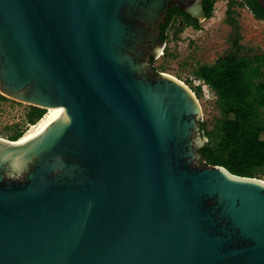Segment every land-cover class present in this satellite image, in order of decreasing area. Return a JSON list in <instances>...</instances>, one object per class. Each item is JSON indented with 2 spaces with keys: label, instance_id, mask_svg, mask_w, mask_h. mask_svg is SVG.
Returning a JSON list of instances; mask_svg holds the SVG:
<instances>
[{
  "label": "water",
  "instance_id": "95a60500",
  "mask_svg": "<svg viewBox=\"0 0 264 264\" xmlns=\"http://www.w3.org/2000/svg\"><path fill=\"white\" fill-rule=\"evenodd\" d=\"M171 6L206 18L201 0H0V93L59 108L0 137V264H264V181L200 162L195 93L150 63Z\"/></svg>",
  "mask_w": 264,
  "mask_h": 264
},
{
  "label": "trees",
  "instance_id": "16d2710c",
  "mask_svg": "<svg viewBox=\"0 0 264 264\" xmlns=\"http://www.w3.org/2000/svg\"><path fill=\"white\" fill-rule=\"evenodd\" d=\"M204 1L205 17L209 18L214 0ZM244 3L256 18L264 19L258 8L250 6L248 0ZM175 13L185 16L180 11L172 12V7L169 9L166 21L159 26L163 42H166L165 29ZM183 21L197 25V20L188 15ZM154 61L150 58L152 68L159 73ZM196 76L215 92L222 115L209 130L200 122V130L207 138L199 149L200 162L222 166L235 175L253 177L252 170L264 167V54L245 55L238 47L212 64L198 66ZM44 112L43 108L30 106L26 121L34 124ZM21 135L22 132H15L8 139L16 140Z\"/></svg>",
  "mask_w": 264,
  "mask_h": 264
},
{
  "label": "rangeland",
  "instance_id": "374dc122",
  "mask_svg": "<svg viewBox=\"0 0 264 264\" xmlns=\"http://www.w3.org/2000/svg\"><path fill=\"white\" fill-rule=\"evenodd\" d=\"M165 40L166 53L153 64L195 93L205 130H209L222 115L215 92L196 76V70L238 47L245 55L264 54V19L256 18L244 0H214L211 16L196 26L171 18ZM30 106L0 93V137L8 139L15 132L23 135L31 128L25 117ZM252 176L264 181V167L252 170Z\"/></svg>",
  "mask_w": 264,
  "mask_h": 264
},
{
  "label": "bare ground",
  "instance_id": "6f19581e",
  "mask_svg": "<svg viewBox=\"0 0 264 264\" xmlns=\"http://www.w3.org/2000/svg\"><path fill=\"white\" fill-rule=\"evenodd\" d=\"M166 74V73H165ZM169 75V74H167ZM172 76V75H170ZM174 77V76H172ZM175 78V77H174ZM197 98V97H196ZM198 101V99H197ZM198 104H199V107H200V111H201V106H200V103L198 101ZM59 108H48L46 109V112L34 123V124H31V128L25 132L23 135H21L19 138H17L16 142H20L21 140H23L24 138L28 137L29 135H31L32 133H34L36 131V129L40 126V124L46 119L48 118L51 114H53L55 111H57ZM202 114V112H201ZM9 140V139H8ZM15 142V143H16Z\"/></svg>",
  "mask_w": 264,
  "mask_h": 264
},
{
  "label": "flooded vegetation",
  "instance_id": "af4514ba",
  "mask_svg": "<svg viewBox=\"0 0 264 264\" xmlns=\"http://www.w3.org/2000/svg\"><path fill=\"white\" fill-rule=\"evenodd\" d=\"M249 1V3H250V6L252 5L253 7L255 6L256 8H258L259 9V11L261 12V13H264V7H262L259 3H258V1L257 0H248ZM205 3V1L204 0H201V7H202V9H203V11H204V13H205V10H204V8H203V4ZM248 6V5H247ZM172 7V12H178V11H180V12H183L182 10H180V9H178L177 7H175V6H171ZM170 7V8H171ZM169 8V9H170ZM175 8L177 9L176 11H174L175 10ZM250 10H251V8L250 7H248ZM169 9H168V11H169ZM167 11V12H168ZM167 12H166V18H167ZM184 14H185V16L186 15H188L189 17H191L189 14H186L185 12H183ZM185 16H183V15H177V13H175V14H173V15H171V18H173V17H177V18H181L182 20H184V18H185ZM191 18H193V17H191ZM194 19V18H193ZM196 20V19H195Z\"/></svg>",
  "mask_w": 264,
  "mask_h": 264
},
{
  "label": "built area",
  "instance_id": "2783aa9c",
  "mask_svg": "<svg viewBox=\"0 0 264 264\" xmlns=\"http://www.w3.org/2000/svg\"><path fill=\"white\" fill-rule=\"evenodd\" d=\"M165 47H166V42H164V48L161 50L160 54H159L156 58H153L154 60H157V59H159L160 57H162V56L164 55ZM159 73H160V72H159ZM200 122H202V119H201ZM201 133H202V131H201ZM202 135H203V133H202ZM203 136H204V135H203ZM204 137H205V136H204ZM205 138H206V137H205ZM206 141H207V138H206Z\"/></svg>",
  "mask_w": 264,
  "mask_h": 264
}]
</instances>
